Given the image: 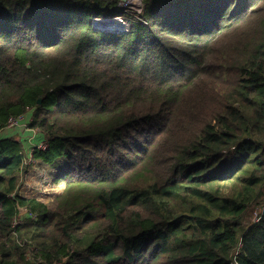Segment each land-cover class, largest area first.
Segmentation results:
<instances>
[{
	"label": "trees",
	"instance_id": "1",
	"mask_svg": "<svg viewBox=\"0 0 264 264\" xmlns=\"http://www.w3.org/2000/svg\"><path fill=\"white\" fill-rule=\"evenodd\" d=\"M119 1L0 0V264H264V0Z\"/></svg>",
	"mask_w": 264,
	"mask_h": 264
},
{
	"label": "rangeland",
	"instance_id": "2",
	"mask_svg": "<svg viewBox=\"0 0 264 264\" xmlns=\"http://www.w3.org/2000/svg\"><path fill=\"white\" fill-rule=\"evenodd\" d=\"M117 15V14H116ZM30 120V117H28ZM27 125V119H26ZM9 134L14 137H23L26 143L27 151L25 154L24 168L20 174L18 195L26 198H34L45 203L48 207H54V199L59 195L65 187L66 167L61 164L62 167L59 170L57 167L45 166L41 161L32 159L33 151L36 145L45 141L43 138H39V133L36 131H28L25 128H21L17 132H13L10 129L4 130L0 136H8ZM58 169V170H57ZM59 173L58 177L56 176ZM232 187L225 188V191L230 190ZM260 205L251 207L245 215L244 226L246 227L250 223H254L255 214L258 216L260 212ZM23 217V215H22ZM238 248L235 250L237 253Z\"/></svg>",
	"mask_w": 264,
	"mask_h": 264
},
{
	"label": "built area",
	"instance_id": "3",
	"mask_svg": "<svg viewBox=\"0 0 264 264\" xmlns=\"http://www.w3.org/2000/svg\"><path fill=\"white\" fill-rule=\"evenodd\" d=\"M141 0H125V1H119L118 5H117V13H118V18L120 20V25H113V24H109L107 22L111 21V19H93V25L94 26H102V27H109L110 29H121L122 31H126V25L123 21V15H127L130 13H135V14H139L141 11ZM144 24H146L145 21H143ZM7 128L8 129H17L20 130L21 128H25L28 131H31L27 128L26 125V121H25V117L20 116L17 118H11L9 119L8 123H7ZM34 131V130H32ZM47 148V143L46 141H43L41 143H39L38 145H36L35 149L36 150H45ZM258 216L255 214V218H254V223L258 221ZM236 264V263H234Z\"/></svg>",
	"mask_w": 264,
	"mask_h": 264
},
{
	"label": "bare ground",
	"instance_id": "4",
	"mask_svg": "<svg viewBox=\"0 0 264 264\" xmlns=\"http://www.w3.org/2000/svg\"><path fill=\"white\" fill-rule=\"evenodd\" d=\"M109 24H113V25H120V20L116 17L112 18L111 21L107 22Z\"/></svg>",
	"mask_w": 264,
	"mask_h": 264
},
{
	"label": "water",
	"instance_id": "5",
	"mask_svg": "<svg viewBox=\"0 0 264 264\" xmlns=\"http://www.w3.org/2000/svg\"><path fill=\"white\" fill-rule=\"evenodd\" d=\"M121 1H125V0H121ZM40 102V101H39Z\"/></svg>",
	"mask_w": 264,
	"mask_h": 264
},
{
	"label": "crops",
	"instance_id": "6",
	"mask_svg": "<svg viewBox=\"0 0 264 264\" xmlns=\"http://www.w3.org/2000/svg\"><path fill=\"white\" fill-rule=\"evenodd\" d=\"M18 131V130H17Z\"/></svg>",
	"mask_w": 264,
	"mask_h": 264
}]
</instances>
